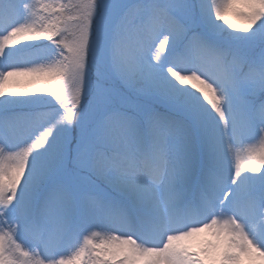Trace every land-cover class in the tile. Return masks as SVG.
<instances>
[{
  "label": "snow or ice",
  "instance_id": "obj_1",
  "mask_svg": "<svg viewBox=\"0 0 264 264\" xmlns=\"http://www.w3.org/2000/svg\"><path fill=\"white\" fill-rule=\"evenodd\" d=\"M0 264H264V0H0Z\"/></svg>",
  "mask_w": 264,
  "mask_h": 264
}]
</instances>
